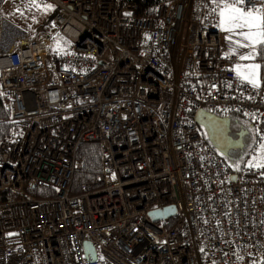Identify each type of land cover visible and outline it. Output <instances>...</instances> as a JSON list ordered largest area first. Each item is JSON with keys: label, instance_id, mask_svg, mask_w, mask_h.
Here are the masks:
<instances>
[{"label": "built area", "instance_id": "2783aa9c", "mask_svg": "<svg viewBox=\"0 0 264 264\" xmlns=\"http://www.w3.org/2000/svg\"><path fill=\"white\" fill-rule=\"evenodd\" d=\"M38 1L56 7L45 36L0 14V98L16 129L0 143V264L263 261L264 169L234 170L196 116L264 125V58L261 86L242 84L206 0L161 2L152 17L125 0ZM87 142L101 173L76 194Z\"/></svg>", "mask_w": 264, "mask_h": 264}, {"label": "snow or ice", "instance_id": "6c2138e0", "mask_svg": "<svg viewBox=\"0 0 264 264\" xmlns=\"http://www.w3.org/2000/svg\"><path fill=\"white\" fill-rule=\"evenodd\" d=\"M206 2L213 5L211 13L217 17L216 26L227 33L225 39L229 42V51L226 57L237 55L240 61L234 63L231 71L242 84L247 83L253 88H259L261 64L255 61L258 57L264 58V0H256L258 6H253V0H206ZM32 8H40L37 0H28L26 9ZM51 8L50 4L44 6L45 11ZM241 49L247 51H240ZM56 50L63 51L59 41ZM261 141L260 155L253 156L251 160L245 162L246 167L264 169V136H261ZM235 167L236 170H240L239 164Z\"/></svg>", "mask_w": 264, "mask_h": 264}, {"label": "trees", "instance_id": "16d2710c", "mask_svg": "<svg viewBox=\"0 0 264 264\" xmlns=\"http://www.w3.org/2000/svg\"><path fill=\"white\" fill-rule=\"evenodd\" d=\"M126 2L133 3L136 6L135 14L137 16L152 17L155 15L158 5L161 2H166L170 0H125ZM61 36L58 35L55 38V47L57 49V38ZM65 40V39H64ZM68 45L65 40L60 42V48ZM256 126H261L264 130V125L256 124ZM16 129L12 126L10 120V112L4 104L3 100L0 98V143L4 139H8L14 136ZM210 144L211 141L208 139ZM213 145V144H212ZM214 146V145H213ZM223 159L236 170L230 161H228L224 155ZM78 159L82 162L83 167L79 170L73 181V192L80 193L86 184H90L96 179L101 173L102 167V153L101 145L98 142H87L80 146L78 151ZM9 192L4 191L0 193V201L7 198ZM36 197H47L53 196L54 191L51 189L40 188L33 192ZM257 264H264V260L258 262Z\"/></svg>", "mask_w": 264, "mask_h": 264}, {"label": "rangeland", "instance_id": "374dc122", "mask_svg": "<svg viewBox=\"0 0 264 264\" xmlns=\"http://www.w3.org/2000/svg\"><path fill=\"white\" fill-rule=\"evenodd\" d=\"M27 3L28 0H5L3 6L0 8V14L3 17L7 18L9 21L14 22L18 26L27 30L30 33V36L40 37L42 34L40 27L46 19L41 12V7L39 9L32 8L31 10H27ZM37 3L40 4L38 1ZM48 4L52 5V8L55 7L54 3L52 2L43 3V5ZM17 9H19V11H17ZM21 12H23V15H21ZM57 41L63 42L65 40L63 36H59L57 38ZM243 132L246 131L244 130ZM261 136H264L263 128L261 126L255 125L250 135L245 138L243 147L230 150V158H228L227 160L231 162L235 169L236 164H239V171L250 169L246 167L245 162L251 160L253 156L260 155L259 143L262 142Z\"/></svg>", "mask_w": 264, "mask_h": 264}, {"label": "water", "instance_id": "95a60500", "mask_svg": "<svg viewBox=\"0 0 264 264\" xmlns=\"http://www.w3.org/2000/svg\"><path fill=\"white\" fill-rule=\"evenodd\" d=\"M197 122L203 126L209 134V140L214 147L225 157L230 155V150L239 149L243 147L242 133L237 140H234L229 135L230 119L229 117L222 118L218 117L212 112L200 110L196 116ZM236 176L233 175V179ZM176 213V207L174 205L167 206L161 209L150 211V215L153 219L159 220L165 217L172 216ZM87 254H92V258L95 259L96 253L94 248L89 244H85Z\"/></svg>", "mask_w": 264, "mask_h": 264}, {"label": "flooded vegetation", "instance_id": "af4514ba", "mask_svg": "<svg viewBox=\"0 0 264 264\" xmlns=\"http://www.w3.org/2000/svg\"><path fill=\"white\" fill-rule=\"evenodd\" d=\"M218 117L226 118L229 117L230 119V130H229V135L234 139L237 140L240 137L241 132L245 130L242 134V139L245 142V138L250 135L252 130L254 129V126L256 125L254 122H252L248 117L238 114V113H229V114H220V113H214ZM204 134L207 139H209V134L206 131V129L201 126ZM226 159L230 158V156H226Z\"/></svg>", "mask_w": 264, "mask_h": 264}, {"label": "crops", "instance_id": "0c3cea01", "mask_svg": "<svg viewBox=\"0 0 264 264\" xmlns=\"http://www.w3.org/2000/svg\"><path fill=\"white\" fill-rule=\"evenodd\" d=\"M38 1V0H37ZM39 2V1H38ZM41 4V12L42 14L44 15L45 17V22L42 24V26L40 27L41 29V36H45L47 35L49 32H50V22H51V19L55 13V9L56 7H53L51 9H48V10H44V6L43 3L39 2ZM39 18V17H38ZM7 19V18H6ZM40 19V18H39ZM14 23V22H12ZM15 25H17L16 23H14ZM18 26V25H17ZM20 27V26H18ZM22 28V27H20ZM25 30V29H24ZM27 31V30H26ZM221 31V30H220ZM29 33V32H28ZM30 34V33H29ZM227 33L221 31V37H222V43H223V51L224 53L226 54L228 51H229V42L225 39ZM32 37V36H31ZM34 38H37V37H34ZM240 51H247L246 49H241ZM237 62H240V61H237ZM236 62V63H237ZM257 63H260L261 64V69H260V85L262 84V79H263V65H262V58L258 57L257 60L255 61ZM241 63H244V62H241Z\"/></svg>", "mask_w": 264, "mask_h": 264}]
</instances>
